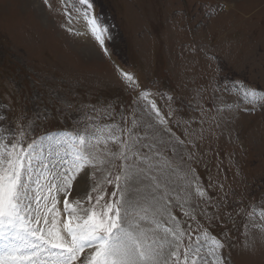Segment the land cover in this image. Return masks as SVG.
<instances>
[{
	"label": "rangeland",
	"instance_id": "obj_1",
	"mask_svg": "<svg viewBox=\"0 0 264 264\" xmlns=\"http://www.w3.org/2000/svg\"><path fill=\"white\" fill-rule=\"evenodd\" d=\"M100 1L104 44L121 62L130 63L126 69L159 98L181 137L164 133L143 100L132 98L107 60L104 44L71 3L69 23L61 0H49L51 7L44 0H0V128L19 131L17 126L23 125L35 140L112 125L123 130L112 129L124 140L131 129L143 144L154 145L151 152L141 148L142 153L168 163V207L178 211L176 219L186 236L194 240L207 230L228 243L231 264H264V221L252 207L263 201L264 111L252 138L245 137L254 149L243 147L250 154H239V136L250 118L246 108L257 104L227 90L234 78L264 90V0H189L196 19L191 24L194 36L187 32L179 0H137L142 14L127 0ZM214 104L222 107L215 110ZM48 146L45 140V154ZM108 148L118 151L111 142ZM55 151L53 147L49 159L59 164ZM244 158L251 162L245 168L252 170L251 185L239 168ZM112 171L115 175L120 169ZM97 178L102 179L101 173ZM201 182L208 198L196 192ZM105 187L107 201L114 186ZM159 218L167 223L166 216Z\"/></svg>",
	"mask_w": 264,
	"mask_h": 264
},
{
	"label": "snow or ice",
	"instance_id": "obj_2",
	"mask_svg": "<svg viewBox=\"0 0 264 264\" xmlns=\"http://www.w3.org/2000/svg\"><path fill=\"white\" fill-rule=\"evenodd\" d=\"M44 3L51 7L49 0ZM69 3L103 45L106 30L97 25L91 0H61L71 23ZM123 75L135 83L133 76ZM227 90L238 92L249 103L264 101V91L242 84L234 83ZM141 95L147 99L146 93ZM150 107L159 122L166 124L155 102ZM28 127L35 130L34 123ZM17 128H0V264H225L221 252L225 244L215 235L205 230L194 240L186 236L168 207L164 175L168 163L154 162L142 153L141 148L151 152L154 145L143 144L131 135V129L124 140L112 131H123L117 125L94 132L85 126L56 138L35 140L23 125ZM27 139L31 142L26 143ZM45 140L49 142L47 154ZM109 142L118 151L109 149ZM53 147L59 164L49 159ZM117 167L120 171L113 175ZM106 185L114 186L107 201ZM196 192L206 196L198 183ZM161 216L167 217V223Z\"/></svg>",
	"mask_w": 264,
	"mask_h": 264
}]
</instances>
